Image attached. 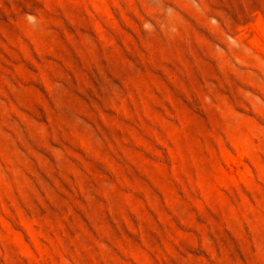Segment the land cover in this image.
Segmentation results:
<instances>
[{"label": "rangeland", "instance_id": "374dc122", "mask_svg": "<svg viewBox=\"0 0 264 264\" xmlns=\"http://www.w3.org/2000/svg\"><path fill=\"white\" fill-rule=\"evenodd\" d=\"M0 264H264V0H0Z\"/></svg>", "mask_w": 264, "mask_h": 264}]
</instances>
